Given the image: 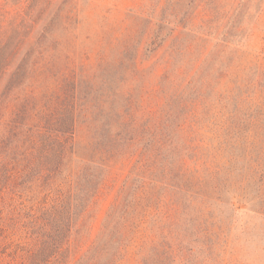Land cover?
Segmentation results:
<instances>
[{"label": "rangeland", "instance_id": "rangeland-1", "mask_svg": "<svg viewBox=\"0 0 264 264\" xmlns=\"http://www.w3.org/2000/svg\"><path fill=\"white\" fill-rule=\"evenodd\" d=\"M199 3L0 0V264H36L44 224L68 213L62 259L76 264L124 204L120 251L97 264H264V177L252 163L264 148V85L234 89L237 109L219 111L215 97L231 87L211 65L210 96L193 98L199 38L209 31L211 50L223 32L204 28L212 15ZM242 21L223 63L238 49L259 65L264 0ZM51 143L61 157L44 152ZM238 154L242 169L228 173Z\"/></svg>", "mask_w": 264, "mask_h": 264}, {"label": "trees", "instance_id": "trees-1", "mask_svg": "<svg viewBox=\"0 0 264 264\" xmlns=\"http://www.w3.org/2000/svg\"><path fill=\"white\" fill-rule=\"evenodd\" d=\"M251 1L252 0H199V5L204 4L205 6H208V10H210L212 15L211 18H205L203 20L204 28L205 26L208 27V29L214 28L216 30V33L220 29H223V32L221 35V42L216 44V46L211 50H209V43L207 38V36L209 35V31H206L204 35L202 33V35L200 36L199 41H201L202 44L199 45V55L192 64V68L197 69V73L195 74L196 76L194 75L188 79V85H190V87L192 88L193 94L195 93V95L193 96L194 99H207L210 95H204V92L208 89H211L210 91L213 90V88H211L212 73L209 72V66H216L217 70H219V73H217V79L219 80V82L225 79L227 80V83L230 82L229 87H231L227 89L226 93L219 92L215 97L214 107L219 108V111L227 108L228 104H234L233 107L237 109V100L242 95H234V89L241 91L242 87L248 90V88L251 86L264 85V27L261 31L262 41L258 46L260 60L262 61L259 62V65L250 64L248 62L249 53L240 51L238 49L234 50V52H229V54L226 56L225 63H223V56L226 55L225 50L228 46L229 38L234 36V34L236 33L243 34L245 31L242 18L247 13ZM207 51H209L208 54ZM201 61L203 62L201 63ZM217 63L218 65H216ZM198 82L199 85L197 86ZM257 105L258 108H263L264 106L262 102L260 103V105ZM261 110L264 111V108ZM116 114L119 119L123 117L122 111L120 110H117ZM234 116L237 119L236 112L234 113ZM62 120L65 119L62 118ZM234 123H236V125H234V128L237 129V131L234 133L240 134L242 133L240 131H243L246 128V123L243 119L240 120V118H238L236 121H234ZM234 123L232 121V124ZM63 126L65 125H62V128L60 127L61 129L57 130L62 131L63 134L69 133L71 136L72 131L65 129L66 127ZM232 132L233 130L230 133ZM262 134L264 140V129H262ZM54 135L58 143L60 138L57 134ZM54 144L55 143L49 144L44 152L47 154V156L55 154V156L61 157L62 148L60 143L59 145ZM239 157H241L240 154L234 156V160L230 162L229 166L226 167L228 173H232L234 171L242 169L237 166ZM252 163L255 169L259 170V180H262L264 177L263 146L257 148L255 157L252 159ZM239 175V182L241 187L240 189L246 190L247 186L243 185V181L246 178L245 176H247V173L239 172ZM255 176L256 175L253 174L250 176V178L254 179ZM227 178L221 181V187H217V185L213 186L214 189L217 190V193L215 194H218L220 192L222 193L224 190L228 189L229 186H231V183L227 180ZM185 181L186 182L182 183V185L185 188L184 190L187 194L186 197L189 199H195L196 195H194V192L192 191V189H194V186L190 184L189 180ZM180 188L182 189V187ZM218 197L221 198L222 195L219 194ZM128 208L129 204H124L120 207L115 206V208L110 213V218L108 220L109 224L108 226H106L107 235L105 240H98L97 242L91 244L88 247L89 249L87 250V252L82 255V257L77 261L76 264H97L99 262L100 256L107 254H111L114 256L120 251L121 241H118V233H120V230L118 229V223L123 216L125 217L126 212H128L127 216H130L129 213L131 211H129ZM70 218V213H68L67 217L62 218L60 214L54 216L52 215L50 221L44 224V226L49 229L50 233L48 234V242H42V244L36 250V264H67L62 259L63 250L60 239L62 237V230L64 229V227L66 228V226L70 222ZM125 221L128 223L129 219H125ZM129 225L132 226L131 223H128L127 226L129 227ZM116 241L119 245L117 246L115 253H110L108 245L114 244L116 243ZM50 250H53V252Z\"/></svg>", "mask_w": 264, "mask_h": 264}]
</instances>
